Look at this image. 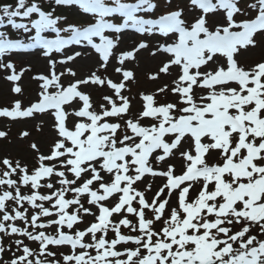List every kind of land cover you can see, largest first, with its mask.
<instances>
[{
	"label": "snow or ice",
	"instance_id": "snow-or-ice-1",
	"mask_svg": "<svg viewBox=\"0 0 264 264\" xmlns=\"http://www.w3.org/2000/svg\"><path fill=\"white\" fill-rule=\"evenodd\" d=\"M258 2L255 18L239 23L234 14L247 15L238 6L239 0H190V5L201 12L192 21L183 18L182 9L168 11L158 19L138 15L154 9L153 0H15L14 5H0V27L8 25L25 34L10 39L0 31V57L11 50L29 49H42L43 56L48 57L69 45L83 44L94 49L102 61L88 76L67 85L61 84V76L51 65L53 70L48 75L33 77L42 82L38 102L22 110L16 101L11 109L0 110V115L11 118L51 110L58 132L50 154L40 155L33 169L19 161L13 164L8 158L2 161L6 170L0 171V233L38 242L37 251L23 239L14 240L21 254H13L3 264H264V61L245 69L234 58L239 49L255 47L256 34L264 32V0ZM72 4L94 14V22L63 27L66 16L57 14L56 7ZM217 8L226 10V21L213 23L210 28L207 15ZM115 16L122 17V22H114ZM129 28L140 34L158 32L164 37L178 34L174 42H158L157 49L171 54L160 73L168 74L173 66L178 68L171 91L179 99L156 105L154 94H141L143 111L135 121H125L131 135L125 132L121 138V124L109 118H121L130 107L128 97L121 92L125 82L134 79V73L122 65L134 58V52L125 51L117 57L120 66L114 71L122 76L120 82L99 73L107 68L119 34ZM49 32L55 33L54 38L45 35ZM106 32L117 35L110 38ZM138 47L147 48L148 44L141 42ZM81 55H67L61 64ZM217 55L226 58V70L220 66L202 72L200 69L207 68ZM0 68L12 70L6 77L9 81L21 78L22 72L17 74L12 62L0 59ZM67 73L76 75L72 69ZM157 78L158 74L149 76ZM233 83L235 87L229 86ZM89 84L107 86L120 104L104 95L111 107L101 105L97 112L90 95L80 91ZM49 87L56 90L49 92ZM196 88L207 91L197 96ZM166 89L167 85L158 92ZM13 91L19 94L22 89L16 86ZM76 99L82 106L66 111L64 106ZM70 114L78 118L71 130L66 125ZM143 118H152L155 123L142 126L139 121ZM169 135L174 138L166 141ZM4 136L5 132L0 131V137ZM185 137L194 142L195 153H181L188 162L186 170L176 175L174 167L168 165L166 170L154 172L150 156L162 150L155 159L163 161ZM210 151L220 153L218 163L207 162ZM102 173L108 174L109 181ZM68 174L73 178L69 179ZM145 174L167 179L151 201L134 186ZM14 175L17 179L12 178ZM53 176L55 182L42 183ZM185 182L187 186H183ZM94 183L98 187L93 188ZM193 183H202V187L190 198ZM21 186L29 187L30 194L22 193ZM42 188L48 193L42 194ZM165 189L168 199H161ZM173 190L178 192V205L168 209ZM68 193L72 198L66 196ZM85 195L86 203L95 206L98 214L84 206L81 197ZM113 197L111 205L103 203ZM8 202H12L11 208ZM70 206L75 210L69 212ZM81 213L93 216L94 221L84 229L65 231V227L73 230L77 223H83ZM114 214L122 218L114 222ZM17 221L23 226H17ZM157 224L161 226L157 228ZM49 226L54 228L52 234L45 231ZM121 226L128 229V234L122 233ZM253 228L258 234H251ZM109 232L114 234L111 239L107 238ZM50 246H70V250L59 254L58 260ZM4 251L0 241V254Z\"/></svg>",
	"mask_w": 264,
	"mask_h": 264
},
{
	"label": "rangeland",
	"instance_id": "rangeland-1",
	"mask_svg": "<svg viewBox=\"0 0 264 264\" xmlns=\"http://www.w3.org/2000/svg\"><path fill=\"white\" fill-rule=\"evenodd\" d=\"M166 2L168 7L158 12H154L149 16H155L158 14H166L171 10H183V18L186 21H192L195 17L201 14L200 11L196 10L192 5H190V0H157L156 2ZM249 4H255V8L248 7ZM238 6L241 10L246 11L247 15H242L240 13L234 14V19L237 23L241 21V19H252L254 15L259 10V2L258 0H239ZM191 9V10H190ZM71 13L67 14L64 12L62 15L68 16L69 19H74L72 24L75 25H84L90 22V19H87L82 13H79L75 9H70ZM141 15V13L139 14ZM143 15H147L144 13ZM142 16V15H141ZM207 19L209 21V27L213 25V23L223 24L226 21V10L216 9L215 11L209 13L207 15ZM76 20H79L77 22ZM120 40L118 45L114 48L113 54L110 57L109 62L107 63V68L101 71L99 74L102 76H108L114 82H120L122 76L117 74L114 69L119 65V61L117 59L119 54H122L125 51H133L134 58L126 60V62L122 65L123 69L131 70L134 73V79H130L125 82L126 87L122 90L121 95L128 97L130 102V107L125 114H122L121 118H109L110 122H119L121 124V129L118 130V135L123 136L125 132L131 135V130L126 129L124 126L125 121L128 119L136 120V118L143 111V100L141 94H154V99L156 105L165 104V103H175L178 101L179 97L177 94L173 93L171 89L174 87L173 81L177 78L178 68L170 67L169 73L164 74L160 73L159 69L162 67L165 61H168L171 54H166L157 49V43H164L172 41L171 36H156L154 33L152 34H143V35H131V34H119ZM110 38H114L115 35L109 36ZM256 44L255 47H247L239 49L238 53L234 56L235 60L238 62L239 66L249 69L254 66L256 63L264 61V33H258L255 36ZM144 42L148 44L147 48L139 49V43ZM75 52H81L83 55L74 59L71 62H66L61 64V61L66 58L67 55L74 54ZM155 52V55L152 54ZM5 63L12 62L14 63V68L17 74H21V78L18 82H12L6 79L8 75L12 74V70L7 68H0V106L11 108L16 101L21 103L22 110L29 107L32 103L38 102L39 93L41 91L40 84L41 81L34 79L33 77L36 75H48L50 71L53 70L51 65H54V71L57 75L61 76V84L67 85L69 82H72L76 79H83L88 76L93 70L97 69L102 63L99 58V54L95 52L94 49H91L90 46H80L78 48L65 49L61 53H56L53 51L48 54V57L43 56V51H37L35 53H25V54H15V53H6L3 57H0ZM219 61V64L216 63ZM223 66L226 70L227 64L226 60L223 58L216 57L215 60L210 63L207 68L202 67L200 70L208 71V70H216L218 67ZM29 69V70H25ZM67 69H72L76 75L71 76L67 73ZM23 70V71H22ZM151 74H158L157 79H149ZM167 85V89L160 93L158 89ZM19 86L21 87V93L17 94L13 91V88ZM229 86L235 87L236 85L230 84ZM56 89L53 87H49V92H54ZM80 91L87 93L90 95V103L93 108L99 112L100 106L104 105L105 107L110 108L111 106L107 104V102L103 99L104 95H110L113 97L115 102L119 105V99L114 95V92L110 90L107 86L98 87L92 84L87 86H82ZM197 96L206 93V89L196 88ZM82 106V102L78 99L74 100L72 103L65 105L66 111L78 110L79 107ZM77 117L75 115H69L67 117L66 125L71 130L74 127V123L77 121ZM140 124L142 126H151L155 123L152 118H143L140 119ZM55 121L52 115V112L45 114H32L29 117H5L0 116V131L5 132V136L0 138V162L4 158L10 159L13 164L16 161H19L21 165L28 166L29 169H33L37 166L38 157L40 155H49L50 149L53 146L54 142L58 139V132L54 127ZM39 125V127H38ZM174 137L169 135L166 136V141H170ZM204 142H208L205 140ZM35 145V148L32 146ZM184 151H190L191 154L194 153V142H192L188 137L182 139V142L178 145L176 149H174L170 156L166 157L163 161L157 162L155 157L157 155L162 154V150L157 151L156 153L150 156V164L153 168L154 172H160L167 169L168 165H172L174 167V174L181 175L183 171H185L186 163H188L181 153ZM220 153L217 151H210L206 154V160L209 164H214L219 162ZM1 164V163H0ZM1 168V165H0ZM105 181H109L108 174L102 173ZM17 177V176H16ZM68 178L72 179L73 177L68 174ZM85 179L88 178L86 175ZM56 177L53 176L51 180H43L42 183L55 182ZM167 182L166 177H162L159 175L146 174L143 176L140 182H137L134 186L137 190L145 192L146 198L151 201V199L155 196L156 192L159 190ZM150 190H149V187ZM59 187V185H56ZM187 183L185 182V185ZM93 188L98 187L96 183L92 186ZM202 187V183H193L192 187L189 189V197L194 198L200 188ZM42 194H47L48 189L42 188L40 189ZM21 192L24 194H30V188L21 186ZM68 198H72V194H66ZM161 199H168V190L165 189V192L161 195ZM115 197L110 198L108 201H105L106 205H111ZM87 197L82 196L81 201L84 203L85 207H90L93 212L98 214V209L95 206H90L86 203ZM9 208L12 207V202H8ZM178 205V192L173 190L171 198L169 199V203L167 205L168 209L173 207H177ZM47 206V205H46ZM134 206L135 202H134ZM75 206H70L69 212L74 211ZM31 211V209H29ZM81 217L83 223H77L74 226L73 230H68L65 227V231L71 232L77 229H84L86 226L90 225L91 222L94 221V217L91 215H85L81 213ZM52 217L51 219H54ZM121 215L114 214L111 219L114 222H118L121 219ZM128 219L132 220L134 223L136 222V218L128 215ZM47 221H45L46 223ZM17 226H21L22 222L17 221ZM161 225L157 224L156 227L159 228ZM239 227V226H237ZM121 230H126L128 234V229L121 226ZM47 234H52L54 232L53 226H49L45 229ZM0 237L3 235H1ZM251 234H258V229L253 228ZM113 233L109 232L107 234V238H113ZM6 236V235H5ZM4 237V236H3ZM11 238L8 240L10 246L13 244L15 251H13L15 255L21 254L17 249L16 245L12 243L16 239H23L24 243L29 245L32 249L38 251V242L28 241L26 238L21 237L19 235H11ZM86 240H89L90 237H86ZM1 241V240H0ZM4 241V240H3ZM129 247L133 245L129 244ZM49 250L57 253L58 255L55 259H60L61 253H68L70 250V246H50ZM12 254V256H13ZM12 256L6 252L3 255V262L9 261ZM52 259V257H49ZM62 264V262H61Z\"/></svg>",
	"mask_w": 264,
	"mask_h": 264
},
{
	"label": "trees",
	"instance_id": "trees-1",
	"mask_svg": "<svg viewBox=\"0 0 264 264\" xmlns=\"http://www.w3.org/2000/svg\"><path fill=\"white\" fill-rule=\"evenodd\" d=\"M14 2H15V0H0V5H3L4 3H9V4H13L14 5ZM45 7L47 8V5H45Z\"/></svg>",
	"mask_w": 264,
	"mask_h": 264
}]
</instances>
